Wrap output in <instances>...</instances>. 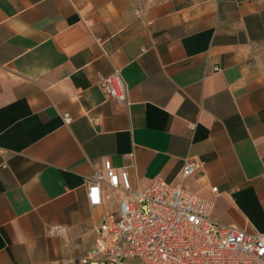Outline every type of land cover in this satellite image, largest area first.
<instances>
[{
    "label": "crops",
    "instance_id": "0c3cea01",
    "mask_svg": "<svg viewBox=\"0 0 264 264\" xmlns=\"http://www.w3.org/2000/svg\"><path fill=\"white\" fill-rule=\"evenodd\" d=\"M106 160L138 190L193 163L211 219L264 233V0H0V264H81Z\"/></svg>",
    "mask_w": 264,
    "mask_h": 264
},
{
    "label": "built area",
    "instance_id": "2783aa9c",
    "mask_svg": "<svg viewBox=\"0 0 264 264\" xmlns=\"http://www.w3.org/2000/svg\"><path fill=\"white\" fill-rule=\"evenodd\" d=\"M120 71L100 76L108 97L127 104V85ZM68 123L71 117L63 115ZM96 120V119H95ZM196 166L185 162L180 180H154L138 190L127 170L104 163L105 178L93 173L86 180L89 204L102 201L104 184L123 196L115 213H106L94 228L95 240L81 264H264V233L249 232L210 218L212 203L190 193L183 180ZM217 187H212L216 192ZM51 233H61L54 226Z\"/></svg>",
    "mask_w": 264,
    "mask_h": 264
}]
</instances>
